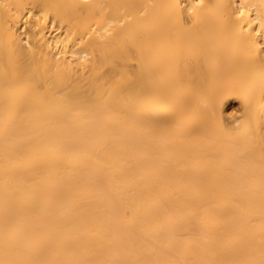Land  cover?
<instances>
[{
	"label": "bare ground",
	"instance_id": "1",
	"mask_svg": "<svg viewBox=\"0 0 264 264\" xmlns=\"http://www.w3.org/2000/svg\"><path fill=\"white\" fill-rule=\"evenodd\" d=\"M0 264H264V0H0Z\"/></svg>",
	"mask_w": 264,
	"mask_h": 264
}]
</instances>
